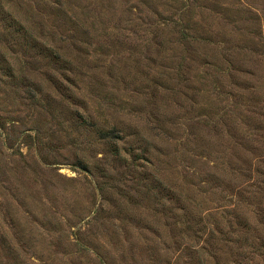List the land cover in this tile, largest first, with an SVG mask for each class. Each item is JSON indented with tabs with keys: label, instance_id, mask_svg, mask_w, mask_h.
Listing matches in <instances>:
<instances>
[{
	"label": "rangeland",
	"instance_id": "374dc122",
	"mask_svg": "<svg viewBox=\"0 0 264 264\" xmlns=\"http://www.w3.org/2000/svg\"><path fill=\"white\" fill-rule=\"evenodd\" d=\"M0 264H264V0H0Z\"/></svg>",
	"mask_w": 264,
	"mask_h": 264
},
{
	"label": "trees",
	"instance_id": "16d2710c",
	"mask_svg": "<svg viewBox=\"0 0 264 264\" xmlns=\"http://www.w3.org/2000/svg\"><path fill=\"white\" fill-rule=\"evenodd\" d=\"M109 133H110L109 138L111 139L117 138L116 131H114L113 129H111Z\"/></svg>",
	"mask_w": 264,
	"mask_h": 264
}]
</instances>
